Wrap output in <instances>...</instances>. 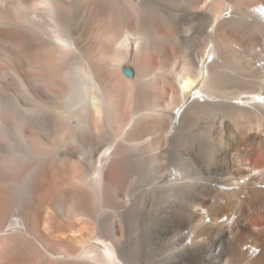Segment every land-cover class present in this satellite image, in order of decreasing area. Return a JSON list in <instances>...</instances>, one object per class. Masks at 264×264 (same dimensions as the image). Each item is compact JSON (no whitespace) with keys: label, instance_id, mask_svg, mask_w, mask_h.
<instances>
[{"label":"bare ground","instance_id":"6f19581e","mask_svg":"<svg viewBox=\"0 0 264 264\" xmlns=\"http://www.w3.org/2000/svg\"><path fill=\"white\" fill-rule=\"evenodd\" d=\"M0 264H264V0H0Z\"/></svg>","mask_w":264,"mask_h":264}]
</instances>
